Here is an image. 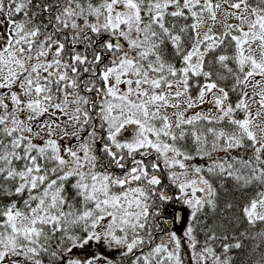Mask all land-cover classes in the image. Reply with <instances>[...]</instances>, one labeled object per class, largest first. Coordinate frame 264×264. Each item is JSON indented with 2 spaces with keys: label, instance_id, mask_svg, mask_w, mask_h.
<instances>
[{
  "label": "snow or ice",
  "instance_id": "obj_1",
  "mask_svg": "<svg viewBox=\"0 0 264 264\" xmlns=\"http://www.w3.org/2000/svg\"><path fill=\"white\" fill-rule=\"evenodd\" d=\"M0 264H264V0H0Z\"/></svg>",
  "mask_w": 264,
  "mask_h": 264
}]
</instances>
